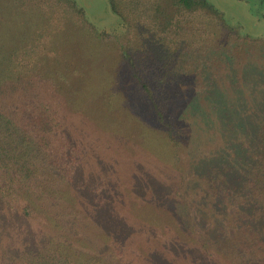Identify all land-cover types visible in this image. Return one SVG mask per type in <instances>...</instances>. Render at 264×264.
I'll return each mask as SVG.
<instances>
[{"label": "rangeland", "instance_id": "rangeland-1", "mask_svg": "<svg viewBox=\"0 0 264 264\" xmlns=\"http://www.w3.org/2000/svg\"><path fill=\"white\" fill-rule=\"evenodd\" d=\"M19 1L17 4L0 0V45L27 44L36 36L30 33L38 29L51 34L49 43L57 50V63H54L57 72L61 71L67 78L66 83L74 86L67 91L55 88V100L71 99L74 95L72 104L82 108L76 122L66 123L68 134L78 150L81 147L82 150L71 185L64 188L67 199L54 206L35 200L41 220L38 218L35 223L33 217H25L22 231L0 234L18 242L4 245L6 263L40 264L39 254L47 252L44 247L48 237L57 234L62 235L65 242L70 237L74 244L84 247L81 256L74 257L71 264H93L92 261L94 264H241V257L236 259L234 255L225 254L230 250L225 249L228 242L239 244V227L243 225L245 213L241 198L250 192L247 186L236 190L240 169L228 171L221 166L223 160L212 161L213 154L204 150L197 153L190 149V153L181 156V161L171 158L166 154L165 139L146 130L149 117L153 116L129 87L127 76L118 69L116 53L102 42L87 39L83 27L75 25L68 16H64L53 34V22L49 25L41 7L33 0ZM73 1L96 29H119L118 18L107 0ZM207 1L241 35L264 39V1ZM59 7L64 6L58 4ZM255 51L263 53L264 49ZM11 60L0 62V75L12 72ZM236 76L234 82L242 87L245 74L238 71ZM56 83L64 86L65 81L56 79ZM254 86V97L259 98L264 93V73ZM193 88L186 83L180 85L179 97L171 106L177 112L190 115L191 119L193 116L192 123L195 122L202 135L205 133L211 139L218 137L204 130L211 124L204 118L206 112H215L222 120L252 119L250 107L244 110L246 116L238 117L240 112L230 108L236 99L229 94L220 97L219 91L216 99L226 104L225 108L201 106L202 101L195 102L192 98L185 104L183 99L193 93ZM32 99L31 108L37 103V98ZM139 137L143 139L133 141H138ZM204 153L206 159L202 158ZM66 172L68 175V169ZM214 185L227 187L230 193L228 202L222 206L216 201L223 200V191L214 198L210 190ZM37 191L43 199L56 197L54 187L46 183L38 185ZM68 210L77 211L80 223L67 214ZM23 239L37 250L34 261L20 250ZM58 252L56 244V261ZM77 258L81 259L76 263Z\"/></svg>", "mask_w": 264, "mask_h": 264}, {"label": "trees", "instance_id": "trees-1", "mask_svg": "<svg viewBox=\"0 0 264 264\" xmlns=\"http://www.w3.org/2000/svg\"><path fill=\"white\" fill-rule=\"evenodd\" d=\"M33 1L41 7L49 25L53 22V34L68 16L75 25L83 27L87 39L102 42L116 53L118 69L127 76L129 87L154 118L149 117L146 130L165 139L166 154L181 161L190 149L197 153L204 150L213 154L212 161L223 160L221 166L228 171L240 169L236 190L247 186L250 192L241 198L245 213L239 227V244L228 242L225 249L230 250L225 254L241 257L245 264H264V93L254 97V85L264 73V51L255 50L264 49V39L241 35L207 0H107L118 18L119 29H96L73 0ZM58 4L64 7L57 8ZM30 35L36 36L19 47L0 45V62L12 58L14 64L11 73L0 75V234L22 231L25 217H33L35 223L38 218L41 220L35 200L52 206L63 203L67 199L64 188L71 185L81 157L82 147L78 150L66 123L76 122L82 108L72 104L74 95L71 99L55 100V88L67 91L71 84L66 83L61 71L57 72V50L49 43L51 34L38 29ZM238 71L246 76L242 87L234 82ZM56 79L65 81L64 86L55 84ZM183 83L194 87L192 96L184 97L185 104L192 98L202 101L201 106L225 108L226 104L216 99L219 91L220 97L229 94L236 99L230 108L240 112L238 117L246 116L244 110L250 107L252 119L222 120L215 112H206L204 118L211 124L204 130L218 137L211 139L204 132L202 135L192 123L193 116L191 119L171 106ZM32 98H37V103L31 108ZM202 158L206 159L207 154ZM45 183L54 187L56 197L40 198L37 186ZM210 190L214 198L223 191V200L216 201L219 206L228 202L227 187L214 185ZM67 214L80 223L77 211L68 210ZM22 241L20 250L34 261L37 250ZM14 243L18 242L0 237V264H7L4 245ZM73 244L70 237L65 242L62 235L53 234L44 247L47 252L39 254V263L71 264L84 249L81 244ZM98 259L102 261L100 256Z\"/></svg>", "mask_w": 264, "mask_h": 264}]
</instances>
